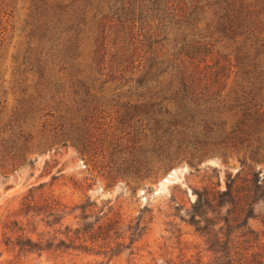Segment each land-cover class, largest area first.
I'll list each match as a JSON object with an SVG mask.
<instances>
[{
    "label": "rangeland",
    "instance_id": "1",
    "mask_svg": "<svg viewBox=\"0 0 264 264\" xmlns=\"http://www.w3.org/2000/svg\"><path fill=\"white\" fill-rule=\"evenodd\" d=\"M119 7L116 0H47V6L39 0H0V112L3 113L0 123L19 125L23 122L21 119L27 118V123L37 131L34 141L27 146L23 137L16 140L17 144H12L0 133V264H192L199 257L205 262L211 256L206 251L204 237L182 217H187V211L196 199L194 189L219 181L220 188H225L227 173L235 174L242 168L237 155L207 156L193 164L183 159L166 170H158L156 162L151 173L154 177L146 179L132 173L114 178L115 172H111L108 157L114 153L113 144L120 140L134 145L128 141L136 134L134 125L123 122L122 113L144 99L129 97L128 86L114 90L109 82L101 87V81L107 76H101L96 65L103 55L98 51L97 22L107 20L113 26L110 30L114 31L110 34L112 47L109 54H105L106 59L115 57L117 62L125 59L128 61L123 64L126 69L129 61H133V67L123 71L124 77L139 78L151 64L158 73V9L155 6L151 11L144 8L142 12L137 10L128 16L137 23L136 31L139 32L143 22L142 34L148 32L157 36L153 35L147 43L143 39L140 46L143 45L138 48L135 43L128 44L127 53L120 52L117 56L113 46L119 44L124 35L120 24L114 21L121 13ZM83 8L87 10L85 16ZM48 21L51 25L46 29ZM206 22L203 21L201 28L204 29ZM222 41L214 42L213 51L204 60L203 55L201 57V66L207 67L208 71L217 64L235 63L238 52L234 44L227 45L226 40ZM179 47L181 42L165 44L172 53ZM181 57L186 56L182 54ZM42 65L51 67L56 77H63L64 87L60 98L55 100L63 111L67 110L68 103L81 101L83 104V99H88L91 108L96 105L91 113L96 120L91 132L97 154H84L70 142L67 146L56 143L50 149L38 150L42 126L52 120L46 112L56 113L55 109L51 110V104L49 110L41 111L44 101L31 102L30 98L35 96H27L35 92L36 80L40 77L39 66ZM104 72L108 73L107 69ZM237 72L238 68L232 71L228 80L230 86L234 85ZM73 79H78L77 82L84 79L91 88V96L85 95L81 83L76 84ZM117 82L125 84V81ZM127 84H133V80ZM26 85L32 87L25 88ZM74 91L78 95L75 96ZM118 92H124V95L118 96ZM24 100H27L26 106H21ZM14 106L18 107V115L10 117ZM149 128H138L142 137L147 136L148 142L142 140L144 144L148 143L145 149H152L154 145ZM21 147L24 150L20 154ZM18 157L21 160L15 164ZM246 164L245 169L264 174V159L248 158ZM41 183L44 186L39 192L52 195L70 207L91 203L86 209L89 218L81 220L82 209H76L61 224L48 227L41 221L44 216L33 219L30 213L26 215L22 205L24 196L31 187ZM256 214L249 224L261 232L264 241L262 202L256 205ZM94 221L95 229L101 224L107 234L97 237V243H108V246H96L93 252L86 253L60 243L61 239L69 243L68 234L82 235L86 222ZM77 227L81 230L74 235ZM27 237L50 248L29 249L19 244ZM131 238L135 239L132 244ZM121 242L126 247L117 245Z\"/></svg>",
    "mask_w": 264,
    "mask_h": 264
},
{
    "label": "trees",
    "instance_id": "2",
    "mask_svg": "<svg viewBox=\"0 0 264 264\" xmlns=\"http://www.w3.org/2000/svg\"><path fill=\"white\" fill-rule=\"evenodd\" d=\"M39 1L47 6V0ZM116 1L120 3L121 13L114 21L120 24L124 32L119 44L113 46L117 56L120 52L124 55L127 53L128 44L135 43L138 48L143 39L147 43L154 38V33L142 34L145 27L143 22L140 23L139 32L136 31L137 23L128 17L137 10L142 12L144 8L151 11L155 6L158 9L160 46L158 73L154 72L155 66L151 64L139 78L124 77L123 71L133 67V61H129L126 69L123 67L124 61L128 62L125 59L120 62L114 61L115 57L106 59L105 54H109L112 47L110 34L114 31L110 30L113 26L107 20L97 22L100 39L98 51H102L103 55L96 65L99 74L107 76V79L101 81V87L109 82L114 90H123L128 86L129 97L144 99L130 105V110L122 113V121L129 125L133 123L136 134L128 140L133 146L120 140L113 144L114 153L108 157V162L111 172H115L114 178L126 173H132L140 179L153 178L151 173L156 162L158 170H166L183 159L193 164L207 156L237 155L242 168L235 174L227 173L225 188H220L219 181L214 185L194 189L196 199L191 203L187 217H182L184 222L192 225L204 237L206 251L211 255L205 262L199 257L192 264H264L262 234L249 224V220L257 215L256 205L260 202L264 204V174L245 169L248 158L264 159V0ZM82 10L85 16L87 10ZM204 20L207 22L203 29L201 24ZM50 25L51 21H48L46 29ZM221 40H226L227 45L234 44L238 52L235 63L217 64L208 71L201 63L213 51L214 42ZM173 42H181V47L174 53L165 48V44L169 46ZM182 54L186 57L182 58ZM43 65L39 66L40 77L36 80L34 94L27 96H35L30 98L31 102L40 103V99L44 101L41 111L49 110L51 104V110L55 109L56 113L46 112L52 120L42 126L38 150L50 149L56 143L67 146L70 142L84 154H97L94 133L91 132L96 121L91 113L96 105L91 108L88 99H83V104L81 101L77 104L68 103L67 110L63 111L55 102L64 87L63 77H56L51 67ZM236 68V81L230 86L228 80ZM106 69L110 75L104 72ZM132 80L133 84H127ZM72 81L81 83L83 93L91 96V88L84 79L81 82H77L78 79ZM117 81H125V84ZM28 87L32 85H26L25 88ZM73 93L78 95L76 91ZM122 93L118 92L117 95L121 96ZM26 102L22 101L21 106H26ZM16 108L12 107L10 117L18 115ZM21 120L23 122L19 125L4 124L2 121L0 133L12 144H17L16 140L23 137L27 146L34 141L37 131L27 123V118ZM148 126L154 143L152 149H145L148 143L144 144L142 140L148 142L147 136L142 137L138 130ZM22 150L24 148H19L20 154ZM20 160L18 157L15 164ZM213 170L217 171V168ZM43 186L41 183L31 187L24 196L22 205L26 208V215L30 213L33 219L44 216L41 221L48 227L61 224L76 209H82L81 220L89 218L86 209L91 203L70 207L52 195L39 192ZM262 222L264 224V215ZM95 224L96 221L86 222L82 235L68 234L66 237L69 243L66 239H61L60 243L86 253L93 252L96 246H108V243H97V237L107 234L101 224L98 229H95ZM80 230L81 227L75 228L74 235ZM134 240L131 238L130 244ZM19 244L29 249L50 248L31 237ZM117 245L126 247L122 242Z\"/></svg>",
    "mask_w": 264,
    "mask_h": 264
},
{
    "label": "water",
    "instance_id": "3",
    "mask_svg": "<svg viewBox=\"0 0 264 264\" xmlns=\"http://www.w3.org/2000/svg\"><path fill=\"white\" fill-rule=\"evenodd\" d=\"M165 179H166V177H165Z\"/></svg>",
    "mask_w": 264,
    "mask_h": 264
}]
</instances>
